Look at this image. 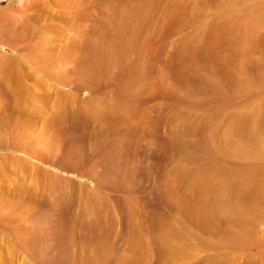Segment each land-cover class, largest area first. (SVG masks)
Here are the masks:
<instances>
[{"label": "rangeland", "instance_id": "1", "mask_svg": "<svg viewBox=\"0 0 264 264\" xmlns=\"http://www.w3.org/2000/svg\"><path fill=\"white\" fill-rule=\"evenodd\" d=\"M53 1L0 47V264H264V0Z\"/></svg>", "mask_w": 264, "mask_h": 264}, {"label": "bare ground", "instance_id": "2", "mask_svg": "<svg viewBox=\"0 0 264 264\" xmlns=\"http://www.w3.org/2000/svg\"><path fill=\"white\" fill-rule=\"evenodd\" d=\"M1 1H3V0H0V2ZM41 1H45V0H17V4H15L16 6H14V7L11 6L12 4H9L7 6L0 8V47L1 48L11 49L12 51L17 50V48L20 46L21 41L24 39L23 37H24V33H25V31H23V28H21V27L19 28L16 25L20 19L19 14L21 12H27L28 13L29 11H31V9H33L36 2H41ZM49 4L50 3H48L47 5H49ZM56 11H58V10L53 9V12H56ZM10 12H13V13H10ZM20 24L23 25L22 22ZM27 32L30 33L29 30ZM21 44H23V43H21ZM18 63H19V58L16 55H13V54L9 55V54H6V53H3L2 51H0V66L2 68H4L9 75L12 76L15 74V72H17Z\"/></svg>", "mask_w": 264, "mask_h": 264}]
</instances>
